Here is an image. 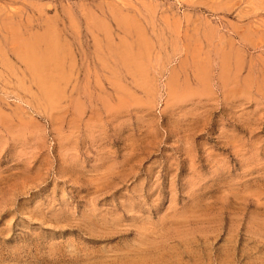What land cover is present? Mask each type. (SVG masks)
Listing matches in <instances>:
<instances>
[{"label": "rangeland", "instance_id": "374dc122", "mask_svg": "<svg viewBox=\"0 0 264 264\" xmlns=\"http://www.w3.org/2000/svg\"><path fill=\"white\" fill-rule=\"evenodd\" d=\"M0 264H264V0H0Z\"/></svg>", "mask_w": 264, "mask_h": 264}, {"label": "bare ground", "instance_id": "6f19581e", "mask_svg": "<svg viewBox=\"0 0 264 264\" xmlns=\"http://www.w3.org/2000/svg\"><path fill=\"white\" fill-rule=\"evenodd\" d=\"M47 61H48V59L46 60L45 59V62L43 61V64H41V65H44V64H46L47 63ZM42 62V61H41ZM41 65H38V66H40V68H41ZM42 69V68H41Z\"/></svg>", "mask_w": 264, "mask_h": 264}]
</instances>
